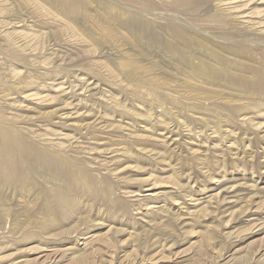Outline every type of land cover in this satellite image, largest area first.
Wrapping results in <instances>:
<instances>
[{
	"label": "rangeland",
	"instance_id": "374dc122",
	"mask_svg": "<svg viewBox=\"0 0 264 264\" xmlns=\"http://www.w3.org/2000/svg\"><path fill=\"white\" fill-rule=\"evenodd\" d=\"M134 1L0 0V264H264V0Z\"/></svg>",
	"mask_w": 264,
	"mask_h": 264
},
{
	"label": "bare ground",
	"instance_id": "6f19581e",
	"mask_svg": "<svg viewBox=\"0 0 264 264\" xmlns=\"http://www.w3.org/2000/svg\"><path fill=\"white\" fill-rule=\"evenodd\" d=\"M75 1H76V0H75ZM131 1H132V0H131ZM133 1H134V0H133ZM137 1H138V0H137ZM134 2H135V1H134ZM144 2H145V1H144ZM174 2H175V1H174ZM177 2H178V6H186V5H187V4H186V3H187L186 0H177ZM191 9H192V8H191ZM219 15H220V14H219ZM215 17H218V16H215ZM222 18H223V17H222ZM229 32H230V31H229ZM250 54H251V53H250ZM219 61H221V60H219ZM222 63H225V62H222ZM228 63H229V62H228ZM226 65H227L226 63H225V64H220V66H222V67H221L222 69H221V70H220V69L217 70V72L214 71V70L212 69L213 67H212L211 65H209V64H203V65H201V66H203V67H202V71H203L204 73L208 74V76L210 75V76L213 77V78H216V77L218 78V77H222L221 74H225V73L227 72V71H226V70H227V66H226ZM211 67H212V68H211ZM259 67H260V66H259ZM219 68H220V67H219ZM252 68H253V67H252ZM254 68H256V67H254ZM257 68H258V67H257ZM214 69H215V67H214ZM258 69H259V68H258ZM262 69H263V68H262ZM255 70H256V69H255ZM260 70H261V69H260ZM260 70H259V72H260ZM225 71H226V72H225ZM253 71H254V70H253ZM254 73H255V72H254ZM263 73H264V72H262V74H263ZM262 74H261V75H262ZM226 75L229 77V75H231V74L228 73V74H226ZM227 76H226V77H227ZM257 76H259V75H257ZM223 77H224V76H223ZM260 77H261V76H260ZM263 77H264V76H263ZM224 78H225V77H224ZM235 78H236V77H235ZM258 79L260 80L261 78H257L256 80H258ZM229 80H230V79H229ZM232 80H233V79H232ZM251 81H252V80H251ZM261 81H262V80H261ZM261 81H259V82H261ZM263 81H264V80H263ZM263 81H262V82H263ZM249 82H250V81H249ZM246 83H247V82H246ZM251 84H253V83H251ZM256 84H257V83H256ZM248 85H250V83H249ZM262 85H263V83H262ZM262 85H261V87H262ZM250 86H251V85H250ZM254 86H255V85H254ZM254 86H253V88H254ZM256 86H257V85H256ZM256 86H255V87H256ZM257 87H258V86H257ZM261 87H259V88H261ZM263 87H264V86H263ZM249 89H250V88H249ZM260 90H264V89H260ZM249 92H251V91H249ZM253 92H254V91H253ZM255 92H256V91H255ZM257 94H258V93H257ZM259 94H260V92H259ZM260 95H261V94H260ZM260 95H259V96H260ZM253 96H254V95H253ZM257 96H258V95H257ZM263 101H264V100H263ZM263 101H262V102H263ZM5 128H6V127H5ZM5 128H1V127H0V137H1V136H2V137H5L6 141L8 142V141H9V136L7 135V131H8V130L6 131ZM8 132H9V131H8ZM10 138H11V137H10ZM0 139H1V138H0ZM13 140H14V139H13ZM1 141H3V140H1ZM10 143H11V142H10ZM12 143H13V142H12ZM15 143H16V142H15ZM20 143H21V142H20ZM16 144H17V143H16ZM25 144H26V142H25ZM25 144H24V145H25ZM2 145H3V144H2ZM2 145H1V146H2ZM7 145H8V144H6V146H7ZM12 145H13V144H12ZM1 146H0V147H1ZM17 146H21V145H18V144H17ZM22 146H23V144H22ZM22 146H21V147H22ZM28 146H29V145H28ZM28 146H25V148H26L27 151H28V149H30V148H29L30 146H29V147H28ZM3 147H5V146L3 145ZM13 147H14V145H13ZM0 149H2V148H0ZM14 149H15V148H14ZM19 149H20V147H19ZM6 150H7V154H6V155H8V157H11L12 154H10V153H11V151H12L13 149L11 150L10 147H8ZM6 150H4V151H6ZM24 150H25V149H24ZM26 150H25V151H26ZM1 151H3V149H2ZM1 151H0V153H1ZM29 151H30V150H29ZM29 151H28V152H29ZM37 151H38V150H37ZM12 152H13V151H12ZM17 152H18V151H17ZM23 152H24V151H23ZM23 152H20V153H18V154H16V155L14 154V155H13V157H14L13 161L16 160V159H18V161H19V159H21V158H23L22 160H26V159H28L29 156H30L31 154H30V153L27 154V152H26V153L24 152V154H23ZM3 153H4V152H3ZM40 154H41V153H40ZM34 155H35V154H34ZM4 156H5V155H4ZM30 157H31V156H30ZM37 157H38V156H37ZM47 157H48V156H47ZM11 158H12V157H11ZM48 158H49V157H48ZM52 158H54V157H52ZM5 159H6V158H5ZM5 159H4V160H5ZM7 159H8V158H7ZM43 159H46L45 156H44ZM58 159H59V157H58ZM50 160H51V158H50ZM52 160H53V159H52ZM55 160H57V158H55ZM8 161H9V160H8ZM18 161H17V162H18ZM20 161H21V160H20ZM46 161H47V160H46ZM48 161H49V160H48ZM57 161H58V160H57ZM3 162H4V161H3ZM50 162H51V161H50ZM54 162H55V161H54ZM54 162H53V163H54ZM59 162H60V161H59ZM1 163H2V162H1ZM10 163H11V162H10ZM12 163H13V162H12ZM12 163H11V164H12ZM14 163H15V162H14ZM51 163H52V162H51ZM51 163L48 164L47 166L51 165ZM57 163H58V162H56V164H57ZM60 163H61V162H60ZM17 164H18V163H17ZM38 164H39V163H38ZM56 164H55L54 166H57ZM3 165H4V163H3ZM15 165H16V164H15ZM60 165H61V164H60ZM1 166H2V165H1ZM43 166H44V165H43ZM47 166H46V167H47ZM54 166H53V167H54ZM58 166H59V165H58ZM8 167H9V166H8ZM11 167H12V166H11ZM15 167H16V166H14V168H15ZM65 167H66V166H65ZM18 168H19V167H18ZM44 168H45V167H44ZM47 168H49V167H47ZM50 168H51V166H50ZM1 169H3V168H1ZM54 169H55V168H54ZM3 171H4V170H3ZM17 172H18V171H17ZM10 174H11V173H10ZM74 175L76 176V178L82 180V182L84 181L85 184H88V185L91 184V182L87 181L86 178H88V177L85 175L84 172H82V171L80 172V171H79V172H77V173H74ZM5 178H6V177H5ZM80 182H81V181H80ZM84 182H83V183H84ZM76 183H77V182H76ZM79 185H80V184H79Z\"/></svg>",
	"mask_w": 264,
	"mask_h": 264
}]
</instances>
